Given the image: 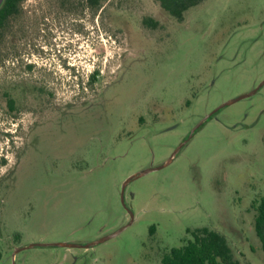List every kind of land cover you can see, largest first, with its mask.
Masks as SVG:
<instances>
[{"label": "rangeland", "instance_id": "1", "mask_svg": "<svg viewBox=\"0 0 264 264\" xmlns=\"http://www.w3.org/2000/svg\"><path fill=\"white\" fill-rule=\"evenodd\" d=\"M262 81L264 0L182 20L157 0H21L0 27V264H162L200 227L264 264Z\"/></svg>", "mask_w": 264, "mask_h": 264}, {"label": "trees", "instance_id": "2", "mask_svg": "<svg viewBox=\"0 0 264 264\" xmlns=\"http://www.w3.org/2000/svg\"><path fill=\"white\" fill-rule=\"evenodd\" d=\"M21 0H3L0 4V27L7 18L18 11ZM90 7L97 8L103 0H86ZM160 7L170 16L182 20L184 13L203 0H157ZM143 23L156 26L154 19H143ZM10 108L14 101L8 98ZM254 231L264 250V196L255 204ZM191 240L182 246L173 247L161 259L162 264H238L231 254L225 237L208 227H200L190 231ZM1 258V253H0Z\"/></svg>", "mask_w": 264, "mask_h": 264}, {"label": "water", "instance_id": "3", "mask_svg": "<svg viewBox=\"0 0 264 264\" xmlns=\"http://www.w3.org/2000/svg\"><path fill=\"white\" fill-rule=\"evenodd\" d=\"M2 1H3V0H0V4L2 3ZM263 83H264V81L261 82V84H263ZM261 84H260V85H261ZM260 85H259V86H260ZM257 89H258V87L255 88V89H253V90L250 91L249 93H246V94L240 95L239 97H237V98H235V99H233V100H230V101H228V102H226V103H223V104L220 105L217 109L221 108L222 106H224V105H226V104L232 103V102H234V101H236V100H238V99H240V98H242V97H246V96H248V95H251V94H253ZM217 109H215V110H214L213 112H211L210 114L206 115V116L204 117L203 120L207 119V118H208L212 113H214ZM199 124H200V123H199ZM170 160H171V158H170L167 162H169ZM167 162H166V163H167ZM162 166H164V164L159 165V166H157V167H153V168L145 169V170L141 171L140 173H138V174H136V175H133V176L127 178V179L123 182V184H122V189H121V199H122V201H123V192H124V188H125V186L127 185V183H128L130 180H132V179H134V178H136V177H138V176H142V175H144L145 173H147V172H149V171H151V170L161 168ZM130 215H131V219H130V221H128L126 224L122 225L121 227H119V228L116 229L115 231H113V232H111V233H109V234H107V235H105V236H103V237H101V238L95 240L94 242H92V243L86 245V247L93 246V245H95V244H98V243H100V242H103V241H105V240H107V239H109V238H112V237H114L115 235L119 234L123 229H125V228L131 223V220H132V213H131V212H130ZM38 244H39V243H32V244L28 245L27 247L35 246V245H38ZM53 244H54V245L57 244V245H69V246H73V244H66V243H53ZM41 245H47V244H41ZM23 248H26V247H19V248H17V249H14L12 255L14 256L16 252L20 251V250L23 249Z\"/></svg>", "mask_w": 264, "mask_h": 264}]
</instances>
